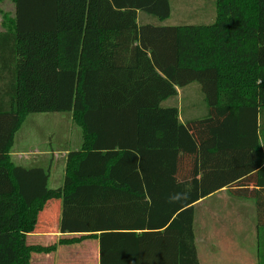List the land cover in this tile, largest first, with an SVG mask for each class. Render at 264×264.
Instances as JSON below:
<instances>
[{
    "label": "trees",
    "instance_id": "trees-1",
    "mask_svg": "<svg viewBox=\"0 0 264 264\" xmlns=\"http://www.w3.org/2000/svg\"><path fill=\"white\" fill-rule=\"evenodd\" d=\"M3 1L0 264L85 242L98 264H199L194 205L221 189L254 201L264 264V0L178 17L171 0ZM192 84L202 101L185 104ZM46 113H70L82 136L54 189L50 165L11 157L27 117ZM52 201L60 237L28 244Z\"/></svg>",
    "mask_w": 264,
    "mask_h": 264
},
{
    "label": "rangeland",
    "instance_id": "rangeland-1",
    "mask_svg": "<svg viewBox=\"0 0 264 264\" xmlns=\"http://www.w3.org/2000/svg\"><path fill=\"white\" fill-rule=\"evenodd\" d=\"M172 6L175 9L174 17L178 16H186L187 12H189L190 6L200 5L201 0H171ZM178 2V10L176 9L175 3ZM199 2V3H198ZM209 2V0L207 1ZM205 3V0H204ZM203 5V4H202ZM201 5V6H202ZM0 11L2 13H6L7 15H12L13 6L8 1H3L0 3ZM1 13H0V24H1ZM180 21H174L172 18L168 21L167 24L176 25L179 24ZM194 89L196 91H194ZM186 97L183 99V102L186 104L191 100L202 101L200 97V89H197L196 84H192L187 88ZM187 113H189L190 105L185 106ZM82 143V136L80 129L75 125L72 120V115L70 113H46V114H31L25 120L21 129L17 132L14 138V144L12 153L14 154L12 160L15 165L19 164V159L16 156H19L20 153H26L29 155L28 158L33 159V153L35 152H48L55 153L58 155L55 164H52L55 168L53 174H50V180L48 183L49 188H58L61 187L64 181L65 174L62 173V167L65 166V159L62 158L64 153L62 152H71L77 151L80 149ZM66 153V155H67ZM60 154V155H59ZM62 155V156H61ZM46 164L48 163L49 156L47 155L44 160ZM35 162L28 163V165H34L38 163L37 159H34ZM44 163V162H43ZM230 203L223 207L221 212H215V209H212L211 202H205L202 206H199L196 209V217L194 228L195 232L200 235L203 231L207 229L209 226V230L213 231L220 227L226 226L229 230L233 231V229L240 230V217L239 214L244 213H252V209L247 207H252V202L247 201L249 204H243L244 202L240 199L229 198ZM213 202L218 203L219 200L216 199ZM56 203L58 208H56ZM53 206V207H52ZM50 212L51 218H49L48 224L51 229L54 228L56 223L58 224L60 214H61V204L59 201H52L47 203L45 206L42 216L39 218V227L43 226L45 221L44 213L46 211ZM58 210V211H57ZM222 215L223 221L221 218L213 219L209 218V214H212V217ZM229 221V222H226ZM249 223V221H248ZM242 225L247 224L242 223ZM211 225V227H210ZM249 228V227H248ZM38 232L39 229H38ZM204 233V232H203ZM214 234V233H213ZM37 244L41 246H45V241L43 240H34L28 241V244ZM56 243V240L49 241L47 245H52ZM199 254L203 258V253H205V262L204 258L201 259L202 264H249L248 262H252L251 258L247 256V258L243 261L242 258H238L236 261L234 258L222 257L218 254H213L210 258L208 257V251H203L201 245L197 242ZM96 243L95 242H85L76 246L69 247H58L54 253H50L48 255H33L31 258L30 264H96ZM251 256V255H250ZM207 263L206 260H209ZM243 262V263H241ZM253 264H256L254 261Z\"/></svg>",
    "mask_w": 264,
    "mask_h": 264
},
{
    "label": "crops",
    "instance_id": "crops-1",
    "mask_svg": "<svg viewBox=\"0 0 264 264\" xmlns=\"http://www.w3.org/2000/svg\"><path fill=\"white\" fill-rule=\"evenodd\" d=\"M0 30H1V24H0ZM23 126V125H22ZM21 129V128H20ZM17 134V133H16ZM13 149V147H12ZM12 153V150H11ZM64 153L63 157L64 159H66V153L67 152H62ZM35 155H33V160L31 162H35L34 159L38 160V163L34 164V165H28V163L31 159L28 158L29 155H27L26 153H20L18 154L19 159V164L17 166H21L23 168H32V167H38V168H47L49 165L51 167L50 170V174H53L54 171V166L52 164H55L56 159L58 158V155H56V152L54 153H48V152H35L33 153ZM14 154H11V157H13ZM49 156V160L48 163L46 164V161L44 160V158L46 156ZM60 155V154H59ZM62 156V155H61ZM41 159H43L44 161H42ZM44 162V163H43ZM62 173H64V167H62ZM50 180V179H49ZM229 198H235L231 195H229L226 191V189H221L220 191L208 196L207 198L197 202L194 205V221H193V232H194V241H195V247H196V252H197V258L199 261V264H202L201 259L204 258V262H205V253H203V258L202 256L199 254V250H198V246H197V242L201 245V248L203 249V251L206 250V252L208 251V257L210 258L213 254H218L219 256L222 257H229V258H234L236 261L238 258H242V260L244 261L247 256H249L251 258L252 262H248L249 264H253L254 261H256V252H257V238H258V231H257V225H256V210H255V204L254 201L252 200H248V199H242V198H236V199H240L242 200L245 204H249L247 203V201H251L252 202V207L247 206L249 208L252 209V213H244L242 212V214H239L240 217V230H236L233 229V231L229 230L228 227L226 226H220L218 228H216L213 233L211 230H209V226L207 227V229L205 231L202 232V234L198 235L195 232V228H194V223H195V217H196V209L199 206H202L205 202L210 201L211 203V207L212 209H215V212H221L223 207H226L229 203H230V199ZM218 199L219 202L215 203L213 202L214 200ZM57 205V204H56ZM58 208V206L56 207ZM58 211V210H57ZM221 214V217L215 216L212 217V214H209V218H213V219H219L221 218V221H223V217L222 215L224 213H219ZM49 213L46 214L45 217V221L43 223V226L39 229L40 232L36 231L35 234H31L28 236L27 240L28 241H32L34 242V240H43L45 241V246H47V243L49 241H57L58 238L60 237V234L58 233V229H57V223L54 226L53 229H51L50 225L47 224L49 221ZM249 221V223H248ZM229 222V221H226ZM242 223H247L245 225H242ZM211 227V225H210ZM249 227V228H248ZM31 245H36L34 243H31ZM96 264H98V252H97V244H96ZM251 255V256H250ZM213 257V256H212ZM207 263H209V260H206ZM206 263V262H205ZM243 263V262H241Z\"/></svg>",
    "mask_w": 264,
    "mask_h": 264
}]
</instances>
